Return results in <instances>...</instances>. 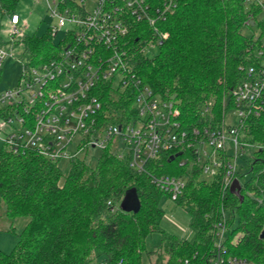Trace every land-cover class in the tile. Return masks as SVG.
<instances>
[{"label":"trees","instance_id":"16d2710c","mask_svg":"<svg viewBox=\"0 0 264 264\" xmlns=\"http://www.w3.org/2000/svg\"><path fill=\"white\" fill-rule=\"evenodd\" d=\"M19 1L0 0L1 13H17ZM59 1L61 7H78L77 0ZM252 10L254 25L260 29L256 38L242 30ZM257 14L258 9L246 0H180L175 12L157 23L168 36L154 56L140 50L158 38L152 25H133L128 39L135 51L136 72L157 93L177 102L188 126L207 123L204 107L213 99L217 104L212 112L220 122L222 100L242 82L244 69L254 62L255 51L264 44V20H258ZM251 22L247 25L254 26ZM22 42L31 63L50 59L61 47L49 29L43 35H27ZM109 90L103 95L107 119L120 121L121 108L132 107L134 101L125 99L118 90V94ZM241 141L252 146L242 149L244 157L250 152V176L242 183L243 199L223 189L222 173L208 180L199 167H180L183 155L172 159L173 152L164 153L150 163L159 174L188 177L183 195L175 201L194 214L196 236L192 241L163 230L160 200L164 193L110 145L99 152L95 163L73 159L65 175L58 161L33 149L14 152L3 143L0 200L8 216L30 219L15 248L9 253L0 249V264H144L146 238L156 231L163 233L162 244L148 252L149 257L157 254L155 264H183L187 259L190 264H214L216 226L224 212L228 219L227 251L264 264V109L260 115L247 118ZM241 175L239 171L237 176ZM131 188L140 198L137 212L121 208ZM238 233L242 237L235 243Z\"/></svg>","mask_w":264,"mask_h":264},{"label":"built area","instance_id":"2783aa9c","mask_svg":"<svg viewBox=\"0 0 264 264\" xmlns=\"http://www.w3.org/2000/svg\"><path fill=\"white\" fill-rule=\"evenodd\" d=\"M90 1L89 8L87 0H78L76 10L61 7L57 0L53 1L55 7L49 2L51 16L58 18L57 24L48 28L51 34L55 36L67 21L73 26L66 31L55 56L39 63L26 58L18 88L0 93L3 143L14 152L33 149L55 161L76 159L90 148L101 151L110 145L174 201L183 195L188 177L159 174L150 163L164 153L173 152L172 157L181 153L175 157L183 155L180 167H199L203 175L212 178L222 173L223 189L230 190L239 178V155L245 147L241 129L247 118L260 115L264 109V44L255 51L254 62L244 69L245 78L228 98L236 122L228 123L225 113L220 124L190 127L182 120L177 102L164 98L137 74L135 51L128 39L135 23L146 22L158 38L140 50L147 54L149 47H159L168 33L157 23L174 13L180 0ZM246 3L258 9V20H264V0ZM254 12L246 24L256 22ZM21 21L17 13L11 14L12 35L22 32ZM7 55L0 51V67ZM107 88L134 101L132 107L121 108L120 121L107 119L109 111H105L103 100ZM213 108L208 101L203 112L209 114ZM8 127L13 130L6 131ZM187 152L191 156L184 155ZM227 227L224 212L216 226L214 264H258L227 251Z\"/></svg>","mask_w":264,"mask_h":264},{"label":"rangeland","instance_id":"374dc122","mask_svg":"<svg viewBox=\"0 0 264 264\" xmlns=\"http://www.w3.org/2000/svg\"><path fill=\"white\" fill-rule=\"evenodd\" d=\"M54 0H20L15 12L21 17V23L19 27L22 32L12 35L10 23L11 14H3L0 11V51H6L7 56L4 59L0 67V93L8 89H16L19 86L22 71L25 64V59L29 56V52L22 42L23 38L27 35H43L47 32L48 28L52 24H57L58 18L51 16V11L49 9V2L52 3V6L55 7L53 3ZM59 1V0H57ZM78 1V0H77ZM87 6L90 8L92 3L90 0H87ZM260 17V16H259ZM73 25L67 21L66 25L62 27L55 36L53 40L55 43H59L65 36L66 31L71 28ZM243 32L249 36H254L255 38L260 35V29L254 25L250 26L245 24L243 26ZM158 52V46L149 47L147 52L148 55L154 56ZM229 95L224 97L223 101V110H222V119L217 121L214 117V113L208 114L206 119V124H220L226 116L227 122H233L236 117L232 112V104L229 103ZM212 101L213 107L216 106V100ZM226 113V115H225ZM2 120L0 119V122ZM16 128H19L17 122L14 125ZM13 128L8 127L6 131L10 132ZM5 133L0 134V148L3 145V138ZM241 138V136H240ZM245 147H252L249 143L244 142ZM208 151H211V147L207 145ZM100 150L90 148L87 153L80 155L81 158H85L88 162L95 163L96 157L98 156ZM250 152H247L249 156ZM244 157V154L239 155V171L244 175L240 176L241 183H244L250 176L249 165L247 159L249 157ZM73 159H60L58 161L59 166L62 168L64 174L66 175L71 167V161ZM204 177L210 180L212 177L204 175ZM160 207L164 210V217L162 220V228L168 233L176 234L187 240H194L196 236V230L193 226L194 214L188 209L182 207L176 201L169 198L164 194L160 200ZM29 216H18L12 218L6 214V205L0 200V249L6 253L11 252L18 243L19 235L25 225L28 223ZM242 237V233H238L233 242H237L239 238ZM163 233L161 231H156L151 233L145 241L146 250L142 255V262L144 264H155L157 254L154 253L151 255V259L148 257V252L155 251L162 244Z\"/></svg>","mask_w":264,"mask_h":264},{"label":"water","instance_id":"95a60500","mask_svg":"<svg viewBox=\"0 0 264 264\" xmlns=\"http://www.w3.org/2000/svg\"><path fill=\"white\" fill-rule=\"evenodd\" d=\"M254 21L251 22V25H254ZM181 153H177L176 156H179ZM176 156H173L172 159H175ZM242 183L239 178L234 179L230 191L235 195L239 196L243 199V195L241 194ZM141 206L140 198L138 196V192L135 188H131L126 192V195L122 201L121 208L127 212H137L139 211ZM262 236H264V231L262 232Z\"/></svg>","mask_w":264,"mask_h":264},{"label":"crops","instance_id":"0c3cea01","mask_svg":"<svg viewBox=\"0 0 264 264\" xmlns=\"http://www.w3.org/2000/svg\"><path fill=\"white\" fill-rule=\"evenodd\" d=\"M148 257H149V255H148ZM149 259H151V257H149Z\"/></svg>","mask_w":264,"mask_h":264}]
</instances>
